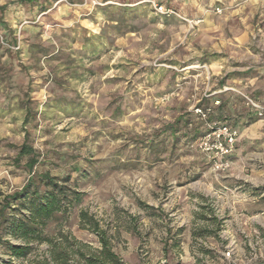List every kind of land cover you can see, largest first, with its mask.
Returning <instances> with one entry per match:
<instances>
[{
    "label": "rangeland",
    "instance_id": "obj_1",
    "mask_svg": "<svg viewBox=\"0 0 264 264\" xmlns=\"http://www.w3.org/2000/svg\"><path fill=\"white\" fill-rule=\"evenodd\" d=\"M147 1L0 0V264H45L2 212L45 174L79 200L42 228L59 248L98 249L84 211L126 264H264V176L213 174L194 115L221 82L264 104V0Z\"/></svg>",
    "mask_w": 264,
    "mask_h": 264
},
{
    "label": "trees",
    "instance_id": "obj_2",
    "mask_svg": "<svg viewBox=\"0 0 264 264\" xmlns=\"http://www.w3.org/2000/svg\"><path fill=\"white\" fill-rule=\"evenodd\" d=\"M26 1L30 2L32 0ZM200 134L202 135L203 132ZM32 154L33 150L30 147L22 145L19 156H30ZM35 164V158L31 157L28 162L29 168L31 169ZM40 187H43V190H40ZM78 201L75 192H72L65 185L59 183L56 178L47 174L40 177L37 183L31 180L20 192L4 197L2 212L16 203L27 212V214H24L19 208V216L15 217L10 224L8 234L24 241L22 246L9 245L10 255L14 258H26L31 250L29 241H43L48 244L45 264H126L112 251L106 231L84 211L79 213L80 226L95 235L99 245L98 249L85 251L84 247H77L70 248L68 251L67 248H59L53 239L42 236V228L48 221H57L60 214H66L69 207ZM6 222L7 220L5 221L4 218L0 222V226L2 224L8 226ZM60 238L64 239V236L60 234Z\"/></svg>",
    "mask_w": 264,
    "mask_h": 264
},
{
    "label": "crops",
    "instance_id": "obj_3",
    "mask_svg": "<svg viewBox=\"0 0 264 264\" xmlns=\"http://www.w3.org/2000/svg\"><path fill=\"white\" fill-rule=\"evenodd\" d=\"M201 24L203 20L201 19ZM209 79H207L208 81ZM231 81L213 86L211 93L206 96L210 98L209 106L212 107L210 122L226 124L238 132V139L233 147L229 158L230 170L222 174L229 182L239 179L240 175L263 176L264 168V119H258L248 108L239 105L241 98L234 92L223 91V88H232L237 92H243L242 81ZM255 90V87L252 91ZM214 102H219L215 105ZM264 102V101H263ZM261 168V169H259ZM245 174H241L244 173ZM249 173V174H248ZM227 192L234 197L238 187L228 186ZM225 188V187H224ZM232 198V197H230Z\"/></svg>",
    "mask_w": 264,
    "mask_h": 264
},
{
    "label": "built area",
    "instance_id": "obj_4",
    "mask_svg": "<svg viewBox=\"0 0 264 264\" xmlns=\"http://www.w3.org/2000/svg\"><path fill=\"white\" fill-rule=\"evenodd\" d=\"M147 3L152 7L154 12L160 16L175 15V12L173 10L159 5L153 0H148ZM216 12L220 13L221 11L220 9H216ZM188 23L190 24V22ZM223 91L236 93L241 97L245 106L251 112H253L256 118L264 119V104L258 103L249 96L241 92H237L232 88H223ZM218 104L219 102H215V105ZM211 114V106H197L194 108V115L205 125V130L203 134L198 137L195 145L196 148L208 159L210 170L213 174H225L231 168V161L229 160V158L238 139V132L226 124L210 122L209 117Z\"/></svg>",
    "mask_w": 264,
    "mask_h": 264
},
{
    "label": "bare ground",
    "instance_id": "obj_5",
    "mask_svg": "<svg viewBox=\"0 0 264 264\" xmlns=\"http://www.w3.org/2000/svg\"><path fill=\"white\" fill-rule=\"evenodd\" d=\"M192 68H195V67H192Z\"/></svg>",
    "mask_w": 264,
    "mask_h": 264
}]
</instances>
